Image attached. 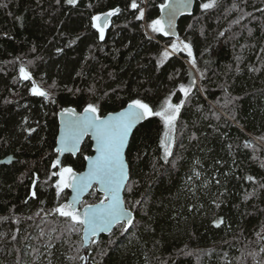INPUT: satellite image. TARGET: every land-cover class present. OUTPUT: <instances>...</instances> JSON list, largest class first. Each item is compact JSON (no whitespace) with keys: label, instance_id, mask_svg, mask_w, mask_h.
I'll return each instance as SVG.
<instances>
[{"label":"trees","instance_id":"16d2710c","mask_svg":"<svg viewBox=\"0 0 264 264\" xmlns=\"http://www.w3.org/2000/svg\"><path fill=\"white\" fill-rule=\"evenodd\" d=\"M165 1L137 0V20L131 0H0V158L14 156L0 164V264H87L70 259L78 255L97 264H264V0H217L206 11L197 0L177 22L196 68L179 53L157 69L172 37L146 24ZM114 8L100 41L91 17ZM22 65L31 81L19 79ZM195 76L183 97L179 85ZM33 81L47 99L30 93ZM171 93L173 103L185 99L169 161L180 159H161L159 118L141 122L126 151L133 187L124 198L130 208L146 204L128 231L117 225L83 249L80 231L62 232L64 218L49 214L68 194L57 197L51 176L57 113L93 101L104 114L137 97L158 106ZM91 153L87 138L61 162L80 171ZM100 198L90 191L84 202Z\"/></svg>","mask_w":264,"mask_h":264},{"label":"snow or ice","instance_id":"6c2138e0","mask_svg":"<svg viewBox=\"0 0 264 264\" xmlns=\"http://www.w3.org/2000/svg\"><path fill=\"white\" fill-rule=\"evenodd\" d=\"M56 2L60 4L61 0H56ZM63 2L76 7L78 0H63ZM190 4L191 0H175L174 3L161 4L160 8L162 10L167 9L168 19L166 27L168 30H166L165 25L160 19H154L150 23H147L146 28L152 33H160L165 37L174 36L175 32L169 30L175 28L174 21L177 14L190 7ZM216 4L217 0H207L200 7L206 11L215 7ZM129 7L133 10H138L139 14L135 17L137 20L144 19V9L139 7L137 0H131ZM233 7L235 8L236 5H233ZM120 11L121 9L114 8L106 13L91 17V27L98 33L100 41L105 39V30L109 26L110 18L118 15ZM220 35H223V33H220ZM57 51L61 50L57 49ZM180 52H186L188 63L193 68H196V60L193 57L191 45L180 40L177 36L160 53L156 64L157 69L170 56ZM19 74L21 81L32 80V76L23 65L19 68ZM201 78H203L202 73ZM195 82V78L193 77L188 84L179 85V92L182 93L183 97H189ZM29 91L33 96L45 99L49 96V93L40 89L34 81ZM90 91L94 92V89ZM106 95L107 93H105ZM172 95H175V93L166 96L158 106H153L140 97L130 98L126 106L122 107L121 110L109 112L107 115H102L101 105L93 101L87 102L80 113H77L75 108L62 109V129L60 136L57 138L58 147L55 149L58 153L69 152L75 155L80 151L83 137L91 135L95 140L96 155L85 156V160L88 161L86 172L77 173L71 166H60L59 171L51 173V176L58 177L54 185L57 197L59 198L65 189H71L73 195L66 203H60L51 209L49 214L55 213L59 217L64 218L66 223L62 232L66 231L70 234L82 231L83 235L81 236L80 247L97 244L98 241L94 239L95 237L101 233L112 234L113 229L117 225L121 227L123 232L128 231L130 227L134 226L135 217L133 209L137 205L146 204V201L138 200L130 208L122 196L124 191L131 192L133 187V183L130 182V166L125 159V149L128 146L129 137L133 134V130L137 125L153 117L159 118L163 125V132L159 140V147L163 153L161 159L165 163L171 162L173 167L176 165V159H180V157H177L169 161V158L174 156L173 145L176 142L177 121L181 114V109L185 104V99H181L179 103H173L171 99ZM27 131L31 133L35 129L30 128ZM190 139H196L195 135L193 134ZM261 139H264V137ZM245 147H251V145L246 143ZM196 163H199V161H196ZM59 165L60 161L58 159L52 163L53 168H57ZM194 176L198 179L200 173L194 170ZM192 178L190 176L188 178L189 181ZM247 179L252 181L253 177L248 176ZM35 183L34 181L33 184L35 185ZM96 186L103 193V198L96 204L84 203L81 200V196ZM261 187H264V185H261ZM31 195L32 197H36L37 192L33 191ZM249 195H254V193ZM247 198L248 196H245V199ZM216 206L219 207V204ZM221 223H223L222 219L214 221L216 227H219ZM52 231H55V229ZM43 235L44 233L41 231V236ZM257 235L259 236L260 234L258 233ZM49 239H51V233H49ZM45 247L50 248L51 244L46 243ZM76 251L79 253V248ZM261 251L264 252V248H261ZM77 258L87 260L86 256L78 255L77 257H70V259Z\"/></svg>","mask_w":264,"mask_h":264},{"label":"water","instance_id":"95a60500","mask_svg":"<svg viewBox=\"0 0 264 264\" xmlns=\"http://www.w3.org/2000/svg\"><path fill=\"white\" fill-rule=\"evenodd\" d=\"M196 1H197V0H191L190 7H188L186 10H184V11L180 12L179 14H177V16H176V18H175V21H174V23H175V28L169 30V31H174V32H175V35H174V36H173V35H170V36H169V37H173V38H174L173 40H175L176 37L179 35L178 30H177V22H178L179 17H180L181 15L191 13ZM174 2H175V0H166L165 3H174ZM165 3H164V4H165ZM110 10H112V9H110ZM110 10H108V11H110ZM108 11H106V12H108ZM106 12H103V13H106ZM101 14H102V13H101ZM159 19L161 20V22H162V23L165 25V27H166V26H167V19H168V16H167V9H163V10H162V9L160 8V16H159ZM166 30H168L167 27H166ZM178 37H179V36H178ZM179 39L182 40V41H184L185 43H188L186 40H184V39L181 38V37H179ZM173 40H172V41H173ZM181 53H182L183 55H187L186 52H181ZM125 106H126V105H125ZM119 110H121V108L118 109V110H115V111H119ZM76 112H77V113H80L79 111H76ZM81 112H82V111H81ZM61 113H62V112H59L58 115H57V119H58V131H57V135H56L55 149L58 147V144H57V138L60 136V134H61V129H62V120H63V116H62ZM107 114H108V113H106V114H104V115H107ZM137 126H138V125H137ZM133 131H134V130H133ZM87 136H88V137L90 138V140H91V149H92V151H93V153H92L91 155H89V156H95V155H96V153H95V140L93 139V137H92L91 135H87ZM85 138H86V136L83 137V139H82V141H81L80 149H81V146H82V144H83ZM130 138H131V135H130V137H129V140H130ZM128 144H129V143H128ZM127 147H128V146H127ZM127 147H126V149H127ZM126 149H125V159H126ZM55 151H56V150H55ZM56 152H57V151H56ZM78 152H79V151H78ZM64 154H72V153L65 152V153L61 154V153H58V152H57L56 160L58 159V160L60 161V160H61V157H62ZM76 154H77V153H76ZM76 154H75V155H76ZM72 155H73V154H72ZM75 155H73V156H75ZM13 160H14V156H13L12 154H8V155H6V156L0 158V164H2V163H4V164H9V163H11ZM56 160H55V161H56ZM87 168H88V161L85 160L84 168H83L81 171L77 172V173H83V172H86V171H87ZM96 188H97V190H98V186H97ZM90 190H91V189H89L87 192H85V193L81 196V200L84 199V197L88 194V192H89ZM98 191H99V190H98ZM99 192H100V191H99ZM100 193H102V192H100ZM72 195H73L72 190L69 189L68 197H67V199H66V201H65L64 203H66L68 200H70L71 197H72ZM122 196H123V193H122ZM98 202H99V201H97V202H95V203H90V204H96V203H98ZM107 234H109V233H101V234H99L97 237H95L94 239L98 240L99 237H100L101 235H107ZM82 235H83V233H82ZM82 235H81V236H82ZM262 238H263V240H264V233H263ZM83 248L86 249V247H83ZM88 264H97V263H93V262L89 261Z\"/></svg>","mask_w":264,"mask_h":264},{"label":"rangeland","instance_id":"374dc122","mask_svg":"<svg viewBox=\"0 0 264 264\" xmlns=\"http://www.w3.org/2000/svg\"><path fill=\"white\" fill-rule=\"evenodd\" d=\"M169 44H170V43H169ZM166 47H168V46H166ZM194 78H195V81L198 83V80H197L196 76H195ZM188 83H189V81H188L186 84H188ZM259 142H260V141H259ZM126 151H127V149H126ZM60 166H67V165H64V164L59 165V166L56 168V171H59V167H60ZM56 171H55V172H56ZM57 179H58V177H55L54 185H55V182H56ZM188 181H189V180H188ZM66 190L68 191V194H69V190H68V189H66ZM92 191H96V189H93ZM98 193H99V192H98ZM68 194H67V195H68ZM101 195H102V194H101ZM100 199H101V198H100ZM100 199H99V200H100ZM99 200H96V201H99ZM96 201H95V202H96ZM83 202H84V201H83ZM84 203H85V202H84ZM89 203H91V202H89ZM117 228H118V227H117ZM119 230L122 231V230H121V227H119ZM79 235H80V238H81V231H80ZM82 248H83V247H82ZM86 248H87V247H86ZM83 249H84V248H83ZM65 255H67V251H66ZM85 261H86V263L88 264L87 260H85ZM72 263H73V262H72ZM95 263H96V262H95Z\"/></svg>","mask_w":264,"mask_h":264},{"label":"bare ground","instance_id":"6f19581e","mask_svg":"<svg viewBox=\"0 0 264 264\" xmlns=\"http://www.w3.org/2000/svg\"><path fill=\"white\" fill-rule=\"evenodd\" d=\"M57 131H58V130H57ZM87 138L90 140V138H89L88 136H86V138L84 139V141H85ZM90 141H91V140H90ZM55 152H56V151H55ZM78 153H79V152H77V154H78ZM77 154H76V155H77ZM66 155H72V154H66ZM76 155H75V156H76ZM72 156H73V155H72ZM126 161H127V158H126ZM127 162H128V161H127ZM60 163H61V160H60ZM262 236H263V235H262Z\"/></svg>","mask_w":264,"mask_h":264},{"label":"flooded vegetation","instance_id":"af4514ba","mask_svg":"<svg viewBox=\"0 0 264 264\" xmlns=\"http://www.w3.org/2000/svg\"><path fill=\"white\" fill-rule=\"evenodd\" d=\"M84 143V142H83ZM82 147V146H81ZM66 156V154H64L62 157H61V160L63 159V157ZM56 157H57V152H56V156L54 157V161L56 160ZM73 157V156H72ZM62 164V162L60 163V165Z\"/></svg>","mask_w":264,"mask_h":264}]
</instances>
